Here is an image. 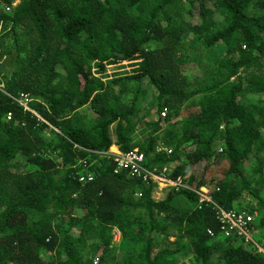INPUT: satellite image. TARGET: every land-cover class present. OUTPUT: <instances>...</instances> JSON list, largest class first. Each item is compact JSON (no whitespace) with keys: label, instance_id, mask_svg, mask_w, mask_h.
<instances>
[{"label":"trees","instance_id":"1","mask_svg":"<svg viewBox=\"0 0 264 264\" xmlns=\"http://www.w3.org/2000/svg\"><path fill=\"white\" fill-rule=\"evenodd\" d=\"M112 145L179 183L154 197ZM257 244L264 0H0V264H264Z\"/></svg>","mask_w":264,"mask_h":264},{"label":"built area","instance_id":"2","mask_svg":"<svg viewBox=\"0 0 264 264\" xmlns=\"http://www.w3.org/2000/svg\"><path fill=\"white\" fill-rule=\"evenodd\" d=\"M21 96L24 97L23 100L20 101V103L24 106L25 109H29L28 105H27V97L25 95ZM115 160L117 162V164L119 166L122 167H130L133 169H139L137 171H134L133 173L137 176L139 173H143L145 175V177H147V175L151 176L152 179L160 186L164 187L167 186L168 184L171 186H174L176 184H178V180H173L169 177H167L166 175L162 174V173H156L154 170H147L144 166H142V159L143 154L136 148L131 149L129 151H115L113 152ZM80 179H83V177H81ZM164 183V184H160V183ZM200 188H202L200 190ZM198 189V195H199V200L200 201H211V197H210V190L206 187H200ZM218 209V208H217ZM218 218L224 222V223H228L230 222L232 224V228H236L240 231V233L245 232V228L243 227L244 224L246 223L247 220L251 219L250 215L245 214L244 212H235L234 210H222V209H218ZM253 217V216H252ZM118 232V231H117ZM250 238V237H249ZM256 244V243H255ZM258 245V244H257ZM259 246V245H258ZM259 249L262 250L264 252V249L261 248L259 246ZM185 264H192V263H188L186 262Z\"/></svg>","mask_w":264,"mask_h":264},{"label":"rangeland","instance_id":"3","mask_svg":"<svg viewBox=\"0 0 264 264\" xmlns=\"http://www.w3.org/2000/svg\"><path fill=\"white\" fill-rule=\"evenodd\" d=\"M118 67H120V65H110V66H108L107 67V70H108V73L109 74H111V73H113V72H115V71H119L121 68H118ZM125 67V69L124 70H130L131 69V66H124ZM160 184H164V183H160ZM162 186H160V185H158V187L156 188V190L154 191V193H153V195H154V197H160V196H163L164 194H165V192L163 191L162 192V190L160 189ZM202 188H200V190H201ZM115 231V230H114ZM117 233H119V232H117V231H115L114 232V238H115V242H119V234H117ZM249 240H251L254 244L255 243H257L258 241H257V239L255 238V237H252V236H250V239ZM188 263H192V264H194L195 262H192L191 260H188L187 261Z\"/></svg>","mask_w":264,"mask_h":264},{"label":"crops","instance_id":"4","mask_svg":"<svg viewBox=\"0 0 264 264\" xmlns=\"http://www.w3.org/2000/svg\"><path fill=\"white\" fill-rule=\"evenodd\" d=\"M110 150H111V152H115V151H118L119 150V147L117 145H112L110 147Z\"/></svg>","mask_w":264,"mask_h":264},{"label":"clouds","instance_id":"5","mask_svg":"<svg viewBox=\"0 0 264 264\" xmlns=\"http://www.w3.org/2000/svg\"><path fill=\"white\" fill-rule=\"evenodd\" d=\"M119 147V146H118ZM118 151H121L120 150V148H119V150ZM122 152H124V151H122ZM106 153H109V154H114L113 152H111V150H110V148L106 151Z\"/></svg>","mask_w":264,"mask_h":264}]
</instances>
